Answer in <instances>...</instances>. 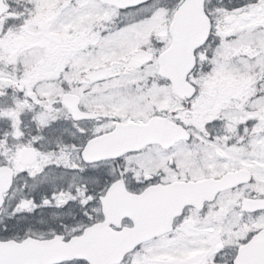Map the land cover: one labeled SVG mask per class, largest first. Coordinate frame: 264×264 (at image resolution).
Wrapping results in <instances>:
<instances>
[{"label":"snow or ice","instance_id":"1","mask_svg":"<svg viewBox=\"0 0 264 264\" xmlns=\"http://www.w3.org/2000/svg\"><path fill=\"white\" fill-rule=\"evenodd\" d=\"M0 264H264V0H0Z\"/></svg>","mask_w":264,"mask_h":264}]
</instances>
